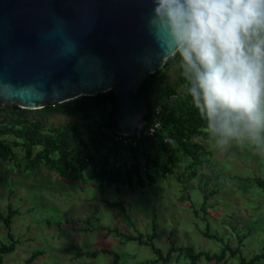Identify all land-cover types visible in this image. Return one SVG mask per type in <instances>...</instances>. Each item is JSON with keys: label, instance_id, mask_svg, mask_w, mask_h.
<instances>
[{"label": "rangeland", "instance_id": "obj_1", "mask_svg": "<svg viewBox=\"0 0 264 264\" xmlns=\"http://www.w3.org/2000/svg\"><path fill=\"white\" fill-rule=\"evenodd\" d=\"M169 72L176 77L173 69ZM46 119L62 124L74 116L54 113ZM199 140L211 152L210 163L198 167L210 177L207 183L189 176L192 169L185 157L173 174H158L153 183L146 180L134 187L63 178L46 165L27 171L0 159V212L7 215L9 207L17 211L12 231L18 240L3 264H111V253L77 255L101 248L115 250L120 264L155 257L149 245L109 231L115 227L145 234L155 229L154 241L165 253L171 244L220 253L223 243L208 237L204 233L208 229L234 248L241 244L250 258L264 248V190L256 181L264 178V158L235 146L221 152L209 139ZM16 151L23 153L19 147ZM211 189L217 191L205 201V192ZM106 200L120 201L124 208L109 206ZM5 241L10 240L0 218V243ZM37 250L41 253L28 263ZM238 262V256H232L225 264ZM167 264H190V259L175 253ZM197 264L224 263L202 259Z\"/></svg>", "mask_w": 264, "mask_h": 264}, {"label": "trees", "instance_id": "obj_2", "mask_svg": "<svg viewBox=\"0 0 264 264\" xmlns=\"http://www.w3.org/2000/svg\"><path fill=\"white\" fill-rule=\"evenodd\" d=\"M173 69L176 77L169 72ZM136 95L148 105L145 115L147 123L141 134L130 135L131 141L125 143L117 138V96L114 89L95 95H83L66 102L52 104L33 110L18 105L0 107V159L10 161L18 168L33 171L41 165L55 170L61 177L72 180L88 179L98 181L105 186L128 185L143 186L153 183L161 174L167 177L175 172L181 163V157L190 161V177H197L207 183L210 179L198 170L199 166L210 163L211 152L199 139H208L203 121L186 94L185 83L181 76L174 54L161 69L147 73ZM62 113L74 116V119L62 124H51L47 116ZM156 126L153 134L146 130ZM19 147L23 153L16 151ZM212 177V176H211ZM264 190V178H257ZM217 190L205 192V201ZM109 206L124 208L120 201H105ZM17 211L9 207L7 215L0 212L9 242L0 243V264L4 255L16 249L18 240L12 231V223ZM110 232L124 237L128 241H137L149 245L155 257L150 262L133 264H167L175 253L190 259V264L206 261L227 262L228 257L238 256V264H261L264 261V248L248 258L239 244L234 248L218 234L204 232L208 237L223 243L220 253L200 250L195 252L192 246L171 244L165 253L156 243V231L145 234L137 231L128 233L118 228H109ZM243 242V239L241 238ZM100 252L111 253V264H120V255L112 249L101 248L93 251H79L78 256H96ZM40 250L33 252L27 259L31 263Z\"/></svg>", "mask_w": 264, "mask_h": 264}, {"label": "water", "instance_id": "obj_3", "mask_svg": "<svg viewBox=\"0 0 264 264\" xmlns=\"http://www.w3.org/2000/svg\"><path fill=\"white\" fill-rule=\"evenodd\" d=\"M153 0H0V107L37 110L114 89L116 132L146 125L136 95L173 55L148 19Z\"/></svg>", "mask_w": 264, "mask_h": 264}, {"label": "clouds", "instance_id": "obj_4", "mask_svg": "<svg viewBox=\"0 0 264 264\" xmlns=\"http://www.w3.org/2000/svg\"><path fill=\"white\" fill-rule=\"evenodd\" d=\"M186 94L213 146L264 158V0H153Z\"/></svg>", "mask_w": 264, "mask_h": 264}, {"label": "built area", "instance_id": "obj_5", "mask_svg": "<svg viewBox=\"0 0 264 264\" xmlns=\"http://www.w3.org/2000/svg\"><path fill=\"white\" fill-rule=\"evenodd\" d=\"M158 125H159V123L157 122V124H156L155 126H152V127L148 128V129L146 130L145 133H146V134H153L154 131H155L156 126H158ZM142 130H143V129H142ZM142 130H141V131H142ZM141 131L138 132L137 134L140 135V134H141ZM129 136H130V135H122V134H119V133H118L117 138H123L124 142H125V143H128V142L131 141V139H130Z\"/></svg>", "mask_w": 264, "mask_h": 264}]
</instances>
